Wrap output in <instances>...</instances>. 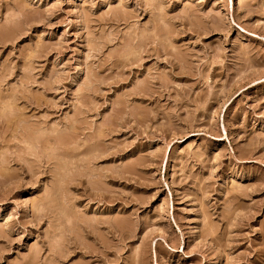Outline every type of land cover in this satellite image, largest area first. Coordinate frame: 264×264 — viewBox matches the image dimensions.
Instances as JSON below:
<instances>
[{"label": "rangeland", "instance_id": "obj_1", "mask_svg": "<svg viewBox=\"0 0 264 264\" xmlns=\"http://www.w3.org/2000/svg\"><path fill=\"white\" fill-rule=\"evenodd\" d=\"M0 264H264V0H0Z\"/></svg>", "mask_w": 264, "mask_h": 264}, {"label": "bare ground", "instance_id": "obj_2", "mask_svg": "<svg viewBox=\"0 0 264 264\" xmlns=\"http://www.w3.org/2000/svg\"><path fill=\"white\" fill-rule=\"evenodd\" d=\"M9 106V105H8ZM11 111V110H10Z\"/></svg>", "mask_w": 264, "mask_h": 264}]
</instances>
